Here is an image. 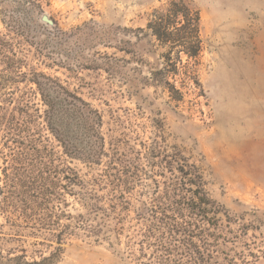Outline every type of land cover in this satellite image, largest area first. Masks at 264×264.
Returning a JSON list of instances; mask_svg holds the SVG:
<instances>
[{"label": "rangeland", "instance_id": "374dc122", "mask_svg": "<svg viewBox=\"0 0 264 264\" xmlns=\"http://www.w3.org/2000/svg\"><path fill=\"white\" fill-rule=\"evenodd\" d=\"M32 1L38 5L0 0V34L24 62L22 70L59 78L98 110L110 154L134 159L158 142L168 152L173 147L182 151L200 168L211 198L233 219L222 231L231 242L222 248L232 255L244 253L249 264H264V0H187L201 13L204 49L199 62L191 64L200 85L182 88L179 79L180 102L143 85L160 66L162 50L139 29L170 0ZM45 14L56 27L42 21ZM19 86L32 105L31 127L43 135L44 144L63 163L86 173L88 167L63 153L34 112L45 110L36 86ZM106 161L93 172L102 171ZM1 167L0 162V189ZM6 218L0 210L5 264H15L7 258L22 256L23 248L29 263L40 261L38 251L49 256L50 248L36 245L40 239L17 240ZM125 240L111 248L72 238L56 264H129Z\"/></svg>", "mask_w": 264, "mask_h": 264}, {"label": "trees", "instance_id": "16d2710c", "mask_svg": "<svg viewBox=\"0 0 264 264\" xmlns=\"http://www.w3.org/2000/svg\"><path fill=\"white\" fill-rule=\"evenodd\" d=\"M139 30L162 50L160 66L143 85L182 101L179 79L182 88L200 85L191 70L204 49L200 11L190 1L170 0L154 9L146 28ZM24 65L0 34V210L17 240L40 239L36 245L51 251L49 256L38 251L40 261L29 263L23 248L22 256L8 261L56 264L72 238L106 242L111 248L125 238L129 264H249L244 253L232 255L222 248L231 242L222 231L230 229L233 219L211 198L200 168L182 151L173 147L168 152L158 142L134 159L110 154L100 112L59 78L24 72ZM22 82L36 86L45 110L34 112L63 153L88 167L86 173L63 163L31 127L32 105L20 89ZM104 158V169L93 172ZM249 256L258 258L252 252ZM5 258L0 251V264Z\"/></svg>", "mask_w": 264, "mask_h": 264}, {"label": "water", "instance_id": "95a60500", "mask_svg": "<svg viewBox=\"0 0 264 264\" xmlns=\"http://www.w3.org/2000/svg\"><path fill=\"white\" fill-rule=\"evenodd\" d=\"M42 21L44 23H46L47 25H49V26H54L55 25L54 21L52 19H50L46 14L43 15Z\"/></svg>", "mask_w": 264, "mask_h": 264}]
</instances>
